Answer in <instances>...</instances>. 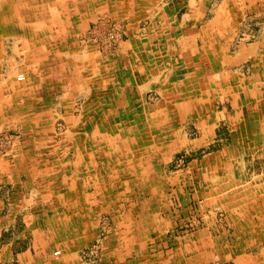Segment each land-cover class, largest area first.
Returning <instances> with one entry per match:
<instances>
[{
	"label": "rangeland",
	"instance_id": "374dc122",
	"mask_svg": "<svg viewBox=\"0 0 264 264\" xmlns=\"http://www.w3.org/2000/svg\"><path fill=\"white\" fill-rule=\"evenodd\" d=\"M185 1L0 0L1 264H227L262 219L264 0Z\"/></svg>",
	"mask_w": 264,
	"mask_h": 264
},
{
	"label": "crops",
	"instance_id": "0c3cea01",
	"mask_svg": "<svg viewBox=\"0 0 264 264\" xmlns=\"http://www.w3.org/2000/svg\"><path fill=\"white\" fill-rule=\"evenodd\" d=\"M196 3H197V0H187V1H185V5H187L189 7V9H188L189 13H191L193 11ZM244 10H246V7H245ZM3 22L6 24L5 26L7 27V29L8 28L10 29L9 26H13L12 29L14 30V32L15 31L16 32H20V31L23 30L22 26L20 24L15 23L16 22V18H14V17L0 19V35H2V36L7 34L6 33V29H5L6 27H4ZM196 24H198V21L196 22ZM196 24H195V26H196ZM210 25L208 24V26H210ZM229 25H231V24H229ZM188 27L190 28V26H188ZM188 27L185 25L186 29ZM227 32H228V28H227ZM227 35L232 37V32L229 31ZM14 37H16V39L20 38L19 36H14ZM262 41L264 42V34L262 36V40L259 41V42L262 43ZM212 45H213V43H211V42L201 44L200 48H202V51L205 53V55H203L205 58L207 56V51H209V48H212L211 47ZM243 56H245V52H242L241 56H239V58H242ZM200 61H203V57H202V60H200ZM225 61H229V59H226ZM225 64H226V62L221 64V67L225 66ZM217 65L218 64L216 63V61H215V63L212 62L210 60V57L208 56L206 58V62H201L199 64L198 69L199 70L208 69L209 71H211L212 69H216ZM170 71H171V68L168 69V73ZM166 72H167V69H166ZM6 80L9 81L10 79L8 78ZM10 83H12V82L10 81ZM12 87L13 88L16 87V84L12 83ZM0 90H2V87L0 88ZM18 94L19 93H17V92L15 94V98H16L15 101L16 102L19 101V97H18L19 95ZM31 94L32 93H30L28 95L29 97L26 100H23L24 107H25V108L23 107V110H24V113H27V114H29V112L26 111V110L29 111V109L27 107H30L31 105L29 106V104H28L26 106L25 103H29L30 100L32 102H34L33 101L34 98L31 96ZM232 94H231V97H229V98H232L233 99V103L235 105H237L235 100L238 99V96H236L235 93L233 95ZM3 95L4 94H2V92H0V106L2 108L3 107H7L10 104L8 98L6 96H3ZM38 107H39V105H38ZM17 108H19V107H17ZM206 109H208V107H206ZM31 111L35 114V107H33V109L31 107L30 108V112ZM38 111H39V113L36 114V117L39 118L40 116H42L43 113L41 112V109H39V108H38ZM12 112L14 114L16 112V109L14 108V111H12ZM199 116H200L199 119L202 120V123L204 124L203 128L206 129V127H208L210 125V123H211V120H212L211 115H208L206 113V111L205 112L202 111ZM31 120L33 121L32 118H31ZM86 125H89V126L92 125V121L90 120L87 124H83V127H85ZM108 128H109V130L111 129L109 126H108ZM203 133H205L204 130H203ZM224 140H226L225 137H220V138L217 139V141H219V142H223ZM185 146L189 147V145H187V144ZM263 172L264 171L261 170L260 174H262ZM142 184H145V181H142ZM8 220H9V216L8 215L7 216H0V237L3 234V229H2V226H1L2 222L3 221L6 222ZM228 220H229L228 221L229 232L225 233L226 240L224 241V239H222L221 242H218L217 239H215V238H217V236L214 237V239L216 240V243L212 246V248L213 249H223V250H221L220 253L223 254L221 256H223L222 258L227 264H254V262H252V260H250V258H251L250 255H251L252 252L248 253L247 249H264V214L262 216V219L261 218H259V219H251V218H245V217H243V218L241 217L240 218V217H238L236 215H234V216L232 215L231 218L228 219ZM251 221H253V222H251ZM13 244H14V242L9 243L10 246H13ZM6 247H8V244H6ZM30 250L31 249H29V250L14 249V250L10 251V249H8L6 252H7V254L12 256V259L14 258L15 255H17V259L20 261L21 259H25L26 257H28V255L30 254ZM3 251H4L3 249H0V259L3 256ZM60 251L62 253V250H60ZM117 252H119V253H121V252L129 253L130 255H132L134 257V260H137V258L135 256L137 254L143 253L144 249H124V250L123 249H118ZM257 254H261V252H258ZM56 256H58V255H56ZM225 257H226V259H225ZM41 261L43 262L44 259H41ZM22 263L24 264L25 262H22ZM258 264H264V263H258Z\"/></svg>",
	"mask_w": 264,
	"mask_h": 264
},
{
	"label": "built area",
	"instance_id": "2783aa9c",
	"mask_svg": "<svg viewBox=\"0 0 264 264\" xmlns=\"http://www.w3.org/2000/svg\"><path fill=\"white\" fill-rule=\"evenodd\" d=\"M18 80H24V75H19ZM61 253L60 250L55 251V255H59Z\"/></svg>",
	"mask_w": 264,
	"mask_h": 264
}]
</instances>
